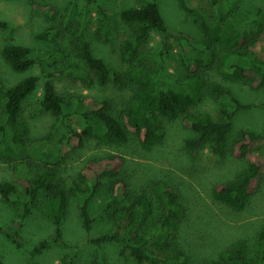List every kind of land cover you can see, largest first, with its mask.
Here are the masks:
<instances>
[{
  "label": "trees",
  "instance_id": "obj_1",
  "mask_svg": "<svg viewBox=\"0 0 264 264\" xmlns=\"http://www.w3.org/2000/svg\"><path fill=\"white\" fill-rule=\"evenodd\" d=\"M177 1L184 12L198 20L202 40L195 41L188 35L169 30L156 0H137L136 5L119 13L120 21L130 30V36L121 45L122 59L129 68L121 75L110 70L101 58L93 54L87 33V18L91 9L99 17L100 25L96 31L99 41L109 42L114 23L101 3L86 0L82 21L74 31L77 56L84 67L70 65L58 72L46 73L39 109L55 115L56 123L50 132L33 142L27 140L28 127L20 120V113L24 100L37 89L39 77L30 75L13 86L0 85V160L17 163V167L22 164L41 166L35 177L28 171L19 176L18 180L24 188L23 196L18 194L12 183H0L2 199L20 208L17 218L8 227L0 226V232L18 248L23 246L21 227L30 208L43 192L44 213L54 226V234L40 241L32 249V254L50 246H68L73 253L67 258V264H76L79 259L77 247L65 245L62 240V223L70 197L74 196L78 199L86 242L95 248L99 256L105 244H114L118 247V255L130 259L132 264H190V255L177 237L183 212L179 195L172 186L164 181H155L148 187L132 189L120 177L124 158L118 154L87 160L76 179L71 180L66 188L60 185L62 181L58 172L68 153L83 147L89 140L107 145L122 144L133 136L142 147L152 148L164 136L159 124L161 117H181L189 123L194 132V137L185 141L190 156H195L207 144L214 154H224L232 131L233 116L251 105L240 103L230 89L205 80L201 70L215 68L225 80L248 79L254 87H264V72L260 68L264 65V24L253 40L247 37V30L259 21L264 8L258 9L250 19L238 20L229 13H223L218 0H212L218 10L217 20L210 21L202 9L190 7L185 0ZM225 2L229 4L230 0ZM32 7L40 14L53 17L49 6L33 4ZM9 28L6 22L0 20V29L8 34ZM152 31L161 36V48L156 53L142 50ZM52 33V30H46L36 35L35 39H49ZM171 39L186 41L200 55L194 59L184 58L188 73L179 79L163 65V54L168 52ZM216 47L219 49L217 54L213 50ZM30 53L29 46L9 42L2 54L14 72H23L40 61L30 57ZM60 53L54 54L51 59L62 58ZM151 57L157 60L154 67L144 63ZM57 77L77 79L88 85L95 79L100 86L109 81L124 82L134 87V93L118 117H114L109 113L107 99L97 102L91 97H83L66 102L56 87ZM204 95L232 103L233 110L221 109L219 120L207 113L191 112ZM72 119L80 121V130L71 126ZM231 147L233 155L247 159V166L233 180L214 185L211 194L214 200L240 211L264 177V131L261 134L243 131ZM255 149L258 154H253ZM105 179L113 181L110 198L101 213L109 216L113 229L93 234L94 219L89 206ZM0 264H3L1 260ZM210 264H264V226L252 249H249L246 239H237Z\"/></svg>",
  "mask_w": 264,
  "mask_h": 264
},
{
  "label": "rangeland",
  "instance_id": "obj_2",
  "mask_svg": "<svg viewBox=\"0 0 264 264\" xmlns=\"http://www.w3.org/2000/svg\"><path fill=\"white\" fill-rule=\"evenodd\" d=\"M101 3L114 23V29L108 43L99 41L96 31L100 25L99 17L92 8L87 18V33L93 54L101 58L106 66L124 75L128 63L122 59V41L130 36V30L119 19V13L124 8L137 4V0H96ZM190 7L202 9L210 21L217 20V6L212 0H185ZM223 13H229L238 20L250 19L260 8H264V0H218ZM167 28L173 32L188 35L195 41L203 38L202 30L196 17L184 12L177 0H156ZM86 0H0V20L9 25L8 34L0 29V85L13 86L22 79L36 75L39 77L37 89L23 102L20 120L28 127V142L46 135L56 123V117L50 112L40 110L43 84L46 73H55L66 66L84 67L78 58L74 31L82 21ZM33 4L49 6L53 17L49 18L38 13ZM264 24V14L257 23L251 24L247 37L251 41L260 32ZM46 30L53 33L49 39L37 40L35 36ZM9 42H17L31 49L30 57L37 58L29 69L14 72L3 57V49ZM161 48V36L152 31L142 50L156 53ZM217 54L219 49H213ZM61 52V53H60ZM62 54L52 60L54 54ZM64 56V58H63ZM200 55L191 49L186 41L171 39L168 52L163 54L164 67L179 79L188 70L184 58H197ZM148 66L157 65L153 57L144 61ZM264 72V65L260 66ZM203 78L209 82L218 83L234 94L237 100L246 105L247 109L239 110L233 116V126L228 145L223 155L214 154L207 144L190 156L185 141L194 137V132L181 117L160 118V126L164 136L161 142L146 149L138 140L130 136L126 143L99 144L95 140L86 141L84 146L68 153L61 164L59 175L60 185L65 188L70 181L76 179L77 173L89 159H96L109 154H118L124 158L120 177L125 179L132 189L148 187L155 181H164L172 186L179 195L182 206V218L178 240L190 255V264H210L219 258L222 250L237 239H246L249 249L264 226V177L260 180L255 193L249 198L243 210L229 208L212 197L211 189L218 183L233 180L247 166V159L236 157L231 153L232 143L241 132L252 131L258 134L264 131V87H254L248 79L225 80L215 68L205 67L201 70ZM55 84L61 96L68 103L83 97H91L95 101L107 99L110 103L109 113L118 117L126 103L134 93V87L124 82L109 81L100 86L94 79L92 83L83 84L80 80L57 77ZM233 110L232 103L219 101L210 95H204L202 100L191 108L196 114L207 113L215 120L221 119L220 110ZM2 109H0V117ZM72 127L80 130V121L72 119ZM255 149L253 154H258ZM41 166H28L9 163L0 160V183H12L19 195H24V188L18 178L25 171L35 177ZM112 179L104 183L90 203L89 209L93 222V234L112 231L113 226L107 214L101 213L105 203L110 198ZM45 194L41 192L30 208L25 219L20 236L23 243L18 248L13 241L0 232V260L3 264H67L73 250L64 246H50L32 254V249L42 240L49 239L54 234V226L44 213ZM20 208L6 202L0 196V226L8 227L17 218ZM62 240L64 244L77 247L79 259L76 264H132L130 259L118 255V247L105 244L101 248V256L92 245L86 242V233L78 207V199L70 197L69 206L62 223Z\"/></svg>",
  "mask_w": 264,
  "mask_h": 264
}]
</instances>
